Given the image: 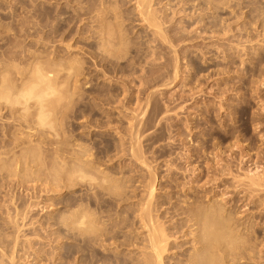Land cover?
Returning a JSON list of instances; mask_svg holds the SVG:
<instances>
[{
	"label": "rangeland",
	"instance_id": "374dc122",
	"mask_svg": "<svg viewBox=\"0 0 264 264\" xmlns=\"http://www.w3.org/2000/svg\"><path fill=\"white\" fill-rule=\"evenodd\" d=\"M140 2L141 0H0V80L3 82H0V86L5 80L12 78L16 79V82L20 80L23 86L22 82H25L26 75L22 71L24 77L18 78L20 70L28 69L29 72L26 71L28 77L30 71L36 69L37 65L38 67L44 65L42 67L46 68V63L48 66L51 64L52 69L54 63L57 65L53 67L61 73L58 79L68 77L65 80H69L67 87L64 84L66 91H69L64 93H67L65 95H69V98L64 95L65 100L61 97L62 102L70 100V103L67 102L68 106L64 103L66 106L64 108L65 106L60 104L62 103L60 96V103L58 98L56 101L53 97V102H58L59 106L56 104L55 108L54 103V106L52 105L54 108L49 106L53 109L45 112L48 116L51 114L50 117L47 116L50 118V121L47 119L50 124L44 118L37 117L38 115L41 117V114L33 112L36 110L35 112L39 113L41 110L34 104L35 98L31 99H35L34 102L26 99L30 104L23 101L25 98L21 99L22 96L19 94L21 90L18 86H22L14 80H12L13 86L18 84L15 93L21 97L10 93L16 100L20 98L24 104L23 102L18 104L19 100L16 102L17 106H12L16 100L12 102L9 98L6 99L10 102L5 98H2L4 102L0 101V264H87V147L89 143L91 154L97 155L95 158V154H92L95 158L93 162L98 168L102 166L104 170L112 169L108 172L115 171L116 176L120 173L121 179L117 178L121 180L119 181L121 184L122 181L132 183L134 179L135 183L132 185L124 182L123 192L126 195L135 190L133 185H138L134 193V196L139 194L136 200H133L135 197H131L130 193L131 195L128 196L131 201L124 200V203L118 204L120 207L116 204L115 206L119 208H116V211H114L115 207L110 210L114 211L113 214L108 209L109 203H106L109 206L104 204L106 207L99 205L101 210L105 208L103 212L106 210L102 220L105 221L106 218L107 221L111 215L113 219V215L117 213L114 220L109 219L107 222H112L114 226L120 224V229H124L125 233L124 230L120 231L118 226L117 230L122 232V235L126 234L128 229L125 228L131 227H121L126 224L116 218L119 216L125 221L126 218L123 216H128V220H133L137 212V210L133 212L137 206L135 204L145 194L143 191L145 187H142L145 182H142L146 178L144 174L146 169H140L142 167L135 159L128 158L131 154L128 155L129 146L126 144L127 142L130 145V137H127L130 131H127V127L131 128L137 120L135 114L131 116L135 111L134 108L136 115L140 114V121H135L138 126L134 125L138 128L140 126V129L141 126L143 127L139 139L142 138L140 142L145 156L148 158H152L153 155L160 156L156 157L155 161L156 158L152 160L146 158L148 162L150 160L153 163L150 164L154 169L158 167L155 170L158 169L157 173L159 172L154 199L157 201L160 199V202L166 199L158 213L163 217L159 218L157 223L173 232L178 228L175 227L176 225L187 221L185 210L190 206L187 204L193 205L191 202L195 201L193 207H196L195 203L200 201L198 204L201 206L211 202L212 199H214L213 203L217 205L222 203L221 206L227 207L230 211L237 208L235 210L237 213L240 210L241 213L235 214L236 217L245 214L242 211L246 208L244 204L248 202V198L243 201L245 187L242 182L245 183V179L240 178H244L250 163L246 162L247 156L243 160L241 156L249 150L255 158L258 153L264 152V85L261 84L264 75L259 76L264 72V68H259L261 72L247 70L253 64L252 61L260 57L263 58L261 65H264V0H211V3L209 0H152L149 9L157 15L156 21L165 31L164 35L166 34L163 37L158 33L155 25L145 19V14L141 11L147 6L141 4L140 7ZM109 28L114 30L112 32L116 35L110 36V33L106 32H109ZM105 33L112 40L110 38L108 40ZM102 34H105V38L101 36ZM110 42L112 44H108ZM101 44L103 49L101 46L98 47ZM67 66L72 68V70L68 68L72 73L70 77V74H67ZM46 69H50V66ZM5 72H8L11 78L8 74L4 77ZM62 72L68 76H62L65 74ZM63 80L59 82L62 83L61 85ZM9 81H7L8 86L11 84ZM61 85L58 84V89L65 91ZM13 86L10 90L15 91ZM4 87L1 88L3 90L0 89V93L4 94L6 89ZM99 93L109 94L110 98L114 97L111 99L112 103L108 102L109 97L105 99V96L109 95L96 97ZM12 96L9 97L13 100ZM49 98L51 97L46 100L52 102ZM7 102L9 104L12 102L11 108L9 104H7L9 107L5 108L7 106L4 104ZM26 103L29 105L27 106ZM24 105L27 106L26 109L35 105L37 109L32 107V111L30 107L28 110L37 116L26 111L31 115L27 114V117L25 113L23 117ZM155 105L158 107L152 108ZM47 106L44 110H48ZM156 111L160 113L157 114ZM11 113H14V116ZM154 114L156 118L152 116ZM29 116L35 118L32 117L33 120H30ZM130 117H134L135 120L129 119ZM99 119L101 120L98 121ZM141 120L142 123L149 125L148 129L145 128V124L144 126L140 124ZM102 121L107 122V126L103 125ZM97 122L102 124L99 126ZM157 134L160 137H157ZM148 137L156 139L148 140L151 139ZM108 140L112 141L109 143ZM123 140L124 144L118 142ZM114 141L120 145H115ZM101 142L106 144V147L103 146L104 149L111 143L119 149L114 147V150L111 147L108 156L109 152L104 150V153L101 149L103 147L100 144L104 145ZM146 143L149 146L152 144V147L149 148L148 144L144 145ZM125 145L128 146V150L126 147V150L124 149ZM163 147L166 150L162 149ZM91 148L92 150L97 148L98 151L95 149L93 152ZM123 149L128 152L126 155ZM157 149L161 151L158 152ZM111 153L112 156L115 155L114 157H118L119 154V157L121 155L124 157L115 159ZM173 159L176 163L169 165ZM261 163L264 166L263 158ZM172 164L178 165L173 168ZM115 165L120 166L121 169L126 168L120 170L115 168ZM52 167L58 172L59 167L64 171L61 170V174L58 175ZM191 168L197 170V176ZM133 169L136 170L135 173ZM125 173L127 178L123 177ZM188 198L191 201H188ZM168 206L178 209L177 212L181 213L173 218L169 214L165 215L163 211ZM109 213L111 215L107 217ZM81 214L84 219L81 218ZM248 216L245 217L246 221L244 218L241 221L246 223L251 218V222L245 226L249 225L252 234L257 232L253 235L258 234L261 240L262 237L264 238V217L260 222ZM128 220L126 222H129ZM135 220L134 217L133 221ZM252 220H254L253 224H251ZM14 222L20 227H16ZM138 226H140L139 222ZM114 228L116 229V226ZM179 230L176 241L165 252L167 264H182L192 252L193 234L186 231V225ZM144 231L145 229H142L140 234L145 236ZM105 241L106 244L102 242L103 244L97 246L102 255L98 258L100 261H105L101 264H109L111 261L113 263L110 264L120 262L135 264L145 250L142 243L135 247H125L114 245V241H112L114 244ZM107 242L111 246H108Z\"/></svg>",
	"mask_w": 264,
	"mask_h": 264
},
{
	"label": "bare ground",
	"instance_id": "6f19581e",
	"mask_svg": "<svg viewBox=\"0 0 264 264\" xmlns=\"http://www.w3.org/2000/svg\"><path fill=\"white\" fill-rule=\"evenodd\" d=\"M151 1L152 0H141V2H140V4H139V6L141 7V4H143V5H145V6H147L145 9H143L141 12H143L145 15V19L147 20V21H149V23H152V24H154L155 25V27L157 28V31H158V33H160L161 35H162V37L163 36H166V34L164 35V33H165V31L163 30V28H162V26L160 25V23L158 22V21H156L157 20V15H155V13H153L152 12V10H150L149 9V7L151 6ZM209 2L211 3V0H209ZM213 4V3H212ZM211 4V5H212ZM155 15V16H154ZM102 18V17H101ZM104 19V18H103ZM97 20H99V19H97ZM100 22V21H99ZM109 22V21H108ZM101 25V24H100ZM99 25V26H100ZM103 25V24H102ZM108 25H110V24H108ZM98 25H96V27H97ZM104 27H105V23H104ZM104 27H102V28H104ZM110 27V26H109ZM108 28V27H107ZM106 28V29H107ZM112 28V27H111ZM98 29V28H97ZM110 29V28H109ZM113 29V28H112ZM102 30V29H101ZM108 30V29H107ZM111 30V29H110ZM109 30V32L108 31H106L108 34L110 33V36H114V34L115 33H113L114 32V30H111L110 31ZM113 31V32H112ZM112 32V33H111ZM102 33H103V30H102ZM94 34V33H93ZM101 34V33H100ZM99 34V35H100ZM106 34V33H105ZM105 34H102L101 36H103L104 37V35ZM113 34V35H112ZM159 34V35H160ZM180 34V33H179ZM116 35V34H115ZM106 36V38L109 40V38L111 39V37L109 36V35H105ZM102 37V38H103ZM105 38V37H104ZM104 38H103V40H104ZM183 38V37H182ZM100 39V38H99ZM106 39V40H107ZM116 38H114V40H115ZM103 40L101 39V43L103 44ZM107 40V41H108ZM112 40V39H111ZM113 40V41H114ZM164 40H166V39H164ZM105 41V40H104ZM167 41V40H166ZM120 42H122L121 40H120ZM105 43V42H104ZM102 44L101 45H99L98 47H100L101 46V48L103 47L102 46ZM107 44V43H106ZM108 44H112L111 42L110 43H108ZM123 44V43H122ZM121 45V44H120ZM105 46V45H104ZM108 46V45H107ZM120 47V46H119ZM123 47V46H122ZM104 48V47H103ZM102 48V49H103ZM118 49H120V48H118ZM105 50V49H104ZM107 50V49H106ZM116 50V49H115ZM109 51V50H108ZM112 52H114V51H112ZM98 53H101V52H98ZM111 53V52H110ZM122 53V51L120 52V54ZM96 54V53H95ZM114 54V53H113ZM112 54V55H113ZM94 55V54H93ZM98 55V54H97ZM107 55V54H106ZM116 55V54H115ZM102 56V55H101ZM97 57V56H96ZM260 57V56H259ZM254 58V57H253ZM256 58V57H255ZM262 57H260L259 59H254L252 62H253V64L252 65H250V67H248V69L247 70H249V71H254V72H256V71H258L259 70V68L260 69H263L264 67V65L262 66L261 64V62H263L262 61V59H261ZM105 60V59H104ZM35 64H36V62H35ZM37 64H41V62H37ZM43 64H45V63H43ZM113 64V63H112ZM115 64V63H114ZM46 65H47V63H46ZM45 65V67L46 68H48L49 66H50V69H46V68H44V67H42V66H44V65H41V67H38V65L35 67L36 69H32L30 72H31V74H29L30 76H28V77H26L28 74V69L26 70V71H28L27 73H26V71H24V70H20V75H19V77L18 78H20V76H22L24 73H25V84L22 82V84H23V86L21 85V82H20V80H19V82H16L17 80L16 79H8V80H10L9 82L11 83L10 84V86H8L9 85V83L7 82L8 80H3L4 81V84H1V86L2 87H4V85H5V87L4 88H6L5 89V92H4V94L3 93H0V94H2V95H0V101L2 100V98H5V100H8L9 101V99H10V101H15L16 99L13 97V96H16V95H19V94H21V96L23 97H21L20 95V97H21V99H24L23 101H27V100H29V101H33V100H35L36 99V101H35V105L36 106H38V109H41L40 110V112L38 113V111L37 112H35L36 110H32L33 108L32 107H36L35 105L34 106H29L27 109H26V107L30 104V102H28V103H26L27 104V106L26 105H24L22 108H24L23 109V117H24V114L26 113V111H30L31 112V110L35 113V114H41V117H40V115H35V114H33L32 112V114L34 115V116H37L39 119L40 118H44L46 121H47V119L50 121V118H48V117H50V115L48 116V113H45L46 111H49V110H51V109H53L54 107L56 108L57 107V105L59 106V104H58V102L60 103V101L62 102L63 100L61 99V97H63L64 98V100H65V94H67L68 92L66 91L67 90V86L69 85L68 83H67V81H69V80H65V79H67L68 77H65V78H62L61 77V79L63 80V85H61L59 82H62V80L60 79H58L59 78V76L58 75H60L61 73H60V71H57V69L56 68H54L57 64H52V69H51V64L48 66H46ZM53 65H54V67H53ZM116 65V64H115ZM262 66V68H261V66ZM35 66V65H34ZM31 67H33V65H31ZM30 67V68H31ZM34 68V67H33ZM68 68H70L71 70H72V68L71 67H68L67 66V68H66V70L68 69ZM115 68V67H114ZM70 69H68L67 71H68V75L71 73V70ZM175 69V68H174ZM34 70V71H33ZM23 71V74H21V72ZM33 71V72H32ZM56 71V72H55ZM251 71V72H252ZM260 72H261V70H259ZM263 71H264V69H263ZM262 71V72H263ZM57 72H58V74H57ZM66 72V71H65ZM65 72H62V73H65ZM148 72V71H147ZM175 72V71H174ZM259 72V73H260ZM33 73V74H32ZM60 73V74H59ZM108 73V72H107ZM112 73V72H111ZM264 73V72H263ZM263 73H260V75L259 76H261V74H262V76L264 75ZM8 74V72L6 73H4V77H6V75ZM66 73L65 74H63L62 76H64V75H67ZM72 74V73H71ZM71 74L69 75V77L71 76ZM99 74V73H98ZM101 74V73H100ZM106 74V73H105ZM10 74H8V77H10L9 76ZM67 75V76H68ZM104 75V74H103ZM108 75H109V73H108ZM2 76V75H1ZM58 76V77H57ZM61 76V75H60ZM112 76V75H111ZM177 76V75H176ZM3 77V79H5ZM7 77V78H8ZM22 77H24V76H22ZM31 77H32V79H31ZM264 77V76H263ZM263 77H260V78H263ZM11 78V77H10ZM26 78H27V81H26ZM28 78H30L29 79V81H28ZM115 78V77H114ZM172 78V77H171ZM2 79V78H1ZM59 80L58 81V84L59 85H61L62 86V89H65V91H62L61 89H58L59 87H58V84H57V80ZM119 79H120V77H119ZM12 80H14V82L15 83H19L22 87H20V86H18V84H17V86L20 88V90H21V92L18 94V93H15V92H17V90H15V88H18L17 86H13V81ZM148 80V79H147ZM64 81H65V83H64ZM262 82H261V84L262 85H264L263 84V81H264V78L261 80ZM0 82L1 83H3L1 80H0ZM6 82L8 83L7 84V86H6ZM171 82V81H170ZM169 82V83H170ZM126 83V82H125ZM148 83V82H147ZM167 83V82H166ZM66 85V87H65V85ZM68 84V85H67ZM71 84V83H70ZM164 84V83H163ZM260 84V85H261ZM13 86V89L15 90V91H13L12 89L10 90V88H12V86ZM149 85V84H148ZM0 86V87H1ZM60 86V87H61ZM64 86V87H63ZM124 86V85H123ZM259 86V85H258ZM1 87V88H2ZM125 87V86H124ZM260 87V86H259ZM0 88V89H1ZM7 88H9L8 90H7ZM148 88H150L149 86H148ZM261 88V87H260ZM69 89V88H68ZM127 89V88H126ZM1 90H3V89H1ZM1 90H0V92H1ZM10 90V91H9ZM144 90H146V88H144ZM7 91V92H6ZM13 91V92H12ZM61 91V92H60ZM126 91V90H125ZM140 91H142V90H140ZM13 93V94H11V93ZM18 92H19V89H18ZM63 92V93H62ZM64 92H67V93H64ZM127 92V91H126ZM142 92H145V91H142ZM59 93V94H58ZM102 93V92H101ZM101 93H99L98 95H96V97H100L102 94ZM112 93V91H110V94ZM152 93V92H151ZM150 93V94H151ZM11 94V95H10ZM16 94V95H15ZM55 94V95H54ZM56 94H57V97H56ZM61 94H63L62 96H61ZM106 94V93H105ZM104 93H103V95H105ZM115 94V93H114ZM119 94V93H118ZM121 94V93H120ZM127 94V93H126ZM125 94V95H126ZM148 95H149V93H147ZM13 95V96H12ZM52 95V96H51ZM54 95V96H53ZM65 95V96H64ZM101 96V97H104V96ZM106 95H109V94H106ZM135 95H137V94H135ZM152 95V94H151ZM1 96H3V97H1ZM9 96H12L13 97V100L11 99V97H9ZM59 96H60V99H59ZM68 96V98H69V95H67ZM66 96V97H67ZM71 96V95H70ZM114 96V95H113ZM119 96V95H118ZM127 96H128V94H127ZM139 96V95H138ZM48 97H51V98H49L52 102L54 101V100H56L57 101V99L56 98H58V102L56 103V102H50V101H48V100H46V98L48 99ZM53 97H55V99L53 98ZM107 97H109L110 98V95L109 96H105V99L107 98ZM111 97H112V95H111ZM150 97V96H149ZM6 98H9V99H6ZM17 99H18V97H16ZM30 98V99H29ZM32 98H35V99H33V100H31ZM68 98H66V99H68ZM108 98V99H109ZM117 98V97H116ZM131 98V97H130ZM148 98V97H147ZM151 98V97H150ZM152 98H153V96H152ZM15 99V100H14ZM27 99V100H26ZM54 99V100H53ZM101 99V98H100ZM104 99V98H103ZM111 99H114V97L113 98H110L109 100L110 101H108V102H110V104L112 103V101H111ZM126 99V98H125ZM136 99H138V98H136ZM142 99V98H141ZM140 99V100H141ZM149 99V98H148ZM19 100H20V98H19ZM19 100H16L15 101V104L13 105L12 104V102L9 104L8 102L6 103V104H4L5 106H7V107H5V108H8L9 106V108H11V104H12V106H17L19 103H21V102H23L22 100H20V102H18V104H16V102L17 101H19ZM60 100V101H59ZM96 100H98V99H96ZM118 100V99H117ZM128 100V99H127ZM247 100V99H246ZM9 101V102H10ZM48 101V102H47ZM70 101V100H69ZM69 101H67L68 103H70ZM99 101V100H98ZM106 101V100H105ZM114 101H116V100H114ZM121 101V100H120ZM146 101H150V100H146ZM248 101V100H247ZM250 101V100H249ZM2 102H4V99L2 100ZM34 102V101H33ZM50 102V103H49ZM67 102H62V103H60L61 105H64V103L65 104H67ZM100 102V101H99ZM104 102V101H103ZM144 102V101H143ZM156 102V101H155ZM154 102V104H156ZM245 102V101H244ZM48 103H49V105H48ZM55 103V105L56 106H54L53 104ZM106 103V102H105ZM123 103V102H122ZM129 103V102H128ZM136 103V102H135ZM150 103V102H149ZM149 103H147V104H149ZM249 103V102H248ZM7 104H9V106L7 105ZM22 104H24V102L22 103ZM21 104V105H22ZM46 104V105H45ZM51 104V105H50ZM102 104V103H101ZM138 104V103H137ZM142 104V103H141ZM152 104V103H151ZM158 104V103H157ZM3 105V104H2ZM48 105V106H47ZM54 107H53V106ZM125 105V104H124ZM144 105V104H143ZM146 105V104H145ZM150 105V104H149ZM153 105V104H152ZM246 105V104H245ZM26 106V107H25ZM47 106V108L50 106V107H53V108H48V110H44L45 108L44 107H46ZM65 106V105H64ZM66 106H68V104L66 105ZM66 106L64 107V108H66ZM138 106H140V105H138ZM160 106V105H159ZM4 107V106H3ZM31 107V110H28L29 108ZM123 107V106H122ZM121 107V108H122ZM154 107H156V105L155 106H152V108H154ZM157 107H158V105H157ZM156 107V108H157ZM46 108V109H47ZM63 108V107H62ZM144 108V107H143ZM146 108H148V105H147V107ZM155 108V109H156ZM161 108V107H160ZM246 108H248V107H246ZM26 109V110H25ZM35 109H37V107L35 108ZM125 109H127V108H125ZM132 109V108H131ZM138 109V108H137ZM145 109V108H144ZM159 109V108H158ZM157 109V110H158ZM24 110H25V112H24ZM134 113L132 112V115L131 116H133V114H135V116H136V118L135 119H137V120H139V118H140V114H138V115H136L137 113H135L136 112V109L134 108ZM147 110V109H146ZM146 110H145V112H146ZM245 110V109H244ZM129 111V110H128ZM152 111V110H151ZM30 112H28V113H26L25 115L27 116V114L28 115H31V113ZM51 112V111H50ZM105 112V111H104ZM144 112V111H143ZM158 112L159 111H156V113L158 114ZM30 113V114H29ZM52 113V112H51ZM97 113V112H96ZM152 113V112H151ZM155 113V114H156ZM160 113V112H159ZM11 114H13V116H14V113H11ZM155 114L154 115H152V116H154L155 117ZM46 115V116H45ZM102 115V114H101ZM247 115V114H246ZM254 115V114H253ZM11 116V115H10ZM34 116H32L33 118H35ZM43 116V117H42ZM45 116V117H44ZM48 116V117H47ZM103 116V115H102ZM102 116H101V118H102ZM142 116V115H141ZM28 117V116H27ZM29 117H31V116H29ZM30 118V120L32 119L33 120V118ZM47 117V118H46ZM104 117V116H103ZM108 117H110V116H108ZM158 117V116H157ZM244 117V116H243ZM13 118V117H12ZM15 118V117H14ZM26 118V117H25ZM100 118V117H99ZM106 118V117H105ZM121 118V117H120ZM131 118H133L134 119V117H130L129 119H131ZM142 118V117H141ZM152 118V117H151ZM150 118V119H151ZM156 118V117H155ZM248 118V117H247ZM253 118V117H252ZM27 119V118H26ZM37 119V118H36ZM90 119V118H89ZM107 119V118H106ZM134 119V120H135ZM242 119V118H241ZM16 120V119H15ZM27 120H29V118L27 119ZM93 120H96V119H94L93 118ZM101 119H99L98 121H100ZM109 120V119H108ZM137 120H135V121H137ZM147 120V119H146ZM244 120V119H243ZM255 120H257L256 118H255ZM46 121H44V120H40V122H46ZM49 121H47L49 124H50V122ZM90 121V120H89ZM92 121V120H91ZM110 121V120H109ZM114 121V120H113ZM112 121V123H114ZM120 121V120H119ZM124 121V120H123ZM122 121V122H123ZM134 121V123H133V120H132V122H131V124H132V127L130 128V127H127V131L129 132V136H127L128 135V133H126L127 135V137H130L129 139V141H130V145L126 142V144L129 146V154L128 155H130L131 154V156L129 157L128 156V158H133V159H135L136 160V163L138 162L139 164H140V167H142V168H140V169H146L145 170V172L146 173H144V174H146V178H144L145 176L144 175H142V173H141V175L143 176V178H144V180H143V182L142 183H144V185L142 184V187L145 189H143V191H144V195H142L141 197V199H139V201H137L136 202V204H135V206L136 207H138V208H136L135 207V209L133 210V212L135 211V210H137V212H136V214L133 216V220H134V217L136 218V220H135V222L133 221V220H128V216L126 217V216H123V217H125L126 219H125V221H123V219H122V217L121 218H119V216H118V218H116V219H120V221L119 222H124L126 225H121V227H123V226H126V227H128V226H130L131 228H125V229H128L127 230V232H126V234H124L125 233V230H124V235H122V232H120L121 230H122V228L120 229V227H119V225L120 224H116L115 226H116V229L114 228L115 226L114 225H112V220H114V218L116 217V215H117V213H116V215L114 216L113 215V219H112V215H111V213L113 212L114 213V211H116V204L118 205V204H122V203H124V200H128V201H131L130 200V198H129V196L132 194V196L131 197H135L133 200H136V198L139 196V194H135V196H134V193H136L135 191H136V189L138 188V187H136V186H138V185H133V187H135V188H133V187H131V190H132V188L133 189H135V190H132V193L130 194V193H127L128 195H126L124 192H123V190L125 189L124 188V186H125V184H124V182L125 181H122V183L123 184H121V183H119V181H121V180H119L117 177H119V176H122V175H120V173H118L119 174V176H116V173H115V171H113V172H111V173H109L110 172V170H112V169H102V166H101V168H100V166H99V168H98V166H96L95 164H94V159L96 158V154L95 153H92V154H95V158L92 156V154H91V152H90V148H88L89 146H90V143H89V146L87 147V264H101L102 262H105V261H100V259L98 258L99 256H102L101 255V253H100V251H99V248L97 247V246H99L100 245V243L101 244H103V243H105L106 241L105 240H107V241H110V239H112L111 241H110V243L112 242V241H114V243L112 242L111 244H114V245H119V246H133V247H135L136 245H138L139 243H142L143 244V246H144V248H145V250L143 251V256L141 257V258H138L137 259V261H136V263L135 264H167L166 263V261H165V252L166 251H168L169 249H170V247L172 246V243L173 242H175L176 240L175 239H177V237H178V233H180L179 231V229H180V227H183V226H187V230L186 231H188L190 234H193V241H194V245H193V249H192V252L196 249V247H197V245H198V243L200 242V238H201V234H202V224H201V222H200V220L198 219V209H200L201 207H204V206H207V207H210V208H213V209H216V210H218L219 211V213H220V215H221V217H226L227 218V220H228V222H229V224H230V227H231V229L233 230V231H235L237 234H239V235H242L244 238H245V240L247 241V246L242 250V251H240V252H238V253H232V252H227V251H222L221 252V264H264V238L262 239L261 238V240H260V238L258 237V234L256 235L258 238H259V240H258V238L256 237V236H254L253 234H256V233H254L253 232V234H252V229H251V227H249V225L246 227L245 225L246 224H248L249 222H251L250 221V219L245 223V222H242L241 220L244 218V221H246L245 219H247V218H245L246 216H248V215H250V216H248V217H252V218H254L255 219V221H257V220H260V222L263 220V217H264V166H263V164L261 163L262 162V158L264 159V152L262 153H258L257 155H256V158H255V156L254 155H252L251 153H249L250 152V150H249V152L248 153H245L244 155H242L241 157H242V160H243V158L245 157V156H247V158H248V160L246 161V162H249L250 163V168H248V170H247V172H246V175L244 174V178H240V179H245V183L244 182H242V185L245 187V189L243 190V192H244V199H243V201H245L247 198H248V202H246L245 204H244V206L246 207L243 211H242V213L243 212H245V216L243 215V216H238L239 215V213H241V211L240 210H238V212L236 213V209L233 211H230V210H228L227 209V207L225 208V206H221L222 205V203L221 204H219L218 202H216V203H218L219 205H217V204H215V203H213L214 201V199H212V201L211 202H209V203H205V204H201V206H199V202H197V203H195V204H197L196 205V207L194 206L193 207V205H194V203L193 202H195V201H193V202H191L193 205H191V204H187V205H190L189 207H188V209L186 208V210H185V212L187 213V216H185V217H187L186 219H187V221L185 222V223H183L182 224V222H181V224L180 225H176L175 227H178L175 231H173V232H171V231H168V227H165V226H163L162 224H159V223H157V221H158V219L159 218H161V217H163V215L162 214H158L159 213V209L160 208H162V206L165 204V200H163V201H165V202H160L159 200V202L156 200V199H154L155 198V190H156V178H157V174L159 173H157V170H155L156 168H158V167H156L155 169L153 168V166L151 165V164H153V163H151L150 162V160H152V158L154 159V158H159L158 156H152V158L150 159V158H148V157H146L145 156V152L143 151V149H142V143L140 142L141 141V139H139V137H140V134H142L141 132H140V130H142L143 129V127L141 126V129H140V126H139V128L137 127L138 125H137V122H135ZM140 121V120H139ZM150 121V120H149ZM151 121H152V123H153V120L151 119ZM254 121V120H253ZM93 122H95V121H93ZM92 122V123H93ZM103 123H104V121H102ZM102 122H101V124H102ZM129 122H130V120H129ZM147 122V121H146ZM53 123V121L51 120V124ZM106 123V124H105ZM103 125H106L107 126V122H105ZM148 123V122H147ZM96 124H98V122L96 123ZM100 124V123H99ZM98 124V125H99ZM100 124V125H101ZM137 125V126H135V125ZM139 124V123H138ZM140 124H145V123H142V120H141V122H140ZM29 125V124H28ZM98 125H96V126H98ZM99 125V126H100ZM109 125V124H108ZM113 125V124H112ZM111 125V126H112ZM121 125V124H120ZM130 125V124H129ZM144 126V125H143ZM145 128H147V126H148V128H149V125L147 124H145ZM150 126H151V124H150ZM108 127H110V126H108ZM125 127V126H124ZM152 127V126H151ZM150 127V128H151ZM233 127V126H232ZM102 128V127H101ZM106 128V127H105ZM111 128V127H110ZM117 128V127H116ZM122 128V127H121ZM128 128L130 129V130H128ZM144 128V129H145ZM147 128V129H148ZM232 129H234V128H232ZM104 130V129H103ZM120 130V129H119ZM124 130V129H123ZM115 131V130H114ZM125 131H126V128H125ZM143 131V130H142ZM123 132V131H122ZM124 133V132H123ZM123 133H120L119 132V134H123ZM140 133V134H139ZM159 134H157L156 136L157 137H160V136H158ZM162 135V134H161ZM142 136V135H141ZM155 136V135H154ZM124 137H125V135H124ZM148 138H151V139H148V140H152L153 139V137H148ZM161 138H163V136H161ZM160 138V139H161ZM120 140H121V136H120V138H119ZM126 139V138H125ZM124 139V140H125ZM139 139V140H138ZM154 139H156V138H154ZM153 139V140H154ZM105 140V139H104ZM110 140V139H109ZM109 140H108V142H109ZM117 140V139H116ZM124 140L123 141H118V142H120V144H124ZM112 141V140H111ZM110 141V142H111ZM126 141H128V140H126ZM264 141V140H263ZM97 142V141H96ZM105 142H107V141H105ZM104 142V143H105ZM109 142V143H110ZM122 142V143H121ZM151 142V141H150ZM155 142V141H154ZM101 143H103V142H101ZM103 143V144H104ZM114 143H115V141H114ZM117 143V142H116ZM115 143V145H120V144H116ZM145 143V142H144ZM149 143V142H148ZM148 143H146V144H144V145H146L147 146V144ZM151 143H153V142H151ZM92 144V143H91ZM98 144V143H97ZM235 144H237L236 142H235ZM239 144V143H238ZM88 145V144H87ZM94 145V144H93ZM99 145V144H98ZM102 147L103 146H105L106 144H104V145H102V144H100ZM99 145V147H101ZM127 145H125L124 146V149L126 150V148L128 147ZM143 145V146H144ZM152 145V144H151ZM150 145V146H151ZM97 146V145H96ZM96 146H94V147H96ZM122 146V145H121ZM121 146H120V149H121ZM148 146H149V144H148ZM150 146H149V148H150ZM239 146V145H238ZM251 145H249V147H250ZM93 147V146H92ZM98 147V146H97ZM106 147V146H105ZM111 147H113V149H114V147H115V149H119V148H116V146H112V143L111 144H107V148L106 149H104V147L103 148H101L103 151L104 150H107L106 152L108 153V156L110 155V150H111ZM117 147H119V146H117ZM126 147V148H125ZM152 147V146H151ZM245 147V146H244ZM248 147V148H249ZM96 149V150H95ZM95 149H93V150H95V151H98V149L97 148H95ZM112 149V150H113ZM114 149V150H115ZM123 149V150H124ZM146 149H148V147L146 148ZM162 149H164V150H166L164 147L162 148ZM92 150V148H91V151H93ZM124 150V151H125ZM127 150H128V148H127ZM158 150V152H160L161 150L160 149H157ZM160 150V151H159ZM188 150H190V149H188ZM243 150V149H242ZM121 151H122V149H121ZM148 151V150H147ZM146 151V152H147ZM150 151V150H149ZM149 151H148V153H149ZM155 151V150H154ZM163 151V150H162ZM94 152V151H93ZM112 152V151H111ZM119 153H120V151H118ZM117 151H116V153H118ZM123 152V151H122ZM153 152V151H152ZM165 152H167V151H165ZM199 152V151H198ZM259 152V151H258ZM99 153H101L100 152V150H99ZM104 153H105V151H104ZM106 153V154H107ZM114 153V152H113ZM116 153H114V154H116ZM126 153H128L127 151H125V153H124V155H126ZM150 153H151V151H150ZM155 153H156V151H155ZM98 154V153H97ZM102 154H103V152H102ZM101 154V155H102ZM121 154H123V153H121ZM168 154H170V153H168ZM167 154V155H168ZM113 154L111 153V156H112ZM120 155V154H119ZM119 155H118V157H119ZM146 155L148 156V154L146 153ZM160 155H162V153H160ZM164 155H165V153H164ZM171 155V154H170ZM193 155V154H192ZM194 155H196V157H197V154H196V152H194ZM216 155V154H215ZM91 156L93 157V158H91ZM115 156V155H114ZM114 156H112L113 158H117L118 159V157H114ZM117 156V155H116ZM121 156H123V155H121ZM121 156L119 157V158H121ZM151 156V155H150ZM166 156V155H165ZM218 156V155H217ZM102 157H104V154L102 155ZM112 157H111V160H112ZM124 157V156H123ZM125 157H127V156H125ZM219 157V156H218ZM108 158L109 157H107V160H108ZM146 158H148V159H150L149 160V162L147 161V159ZM157 158L156 159H154V161L155 160H157ZM213 158V157H212ZM211 158V159H212ZM222 158V157H221ZM220 158V159H221ZM98 160L97 161H99V159H100V157L99 158H97ZM102 160H104V159H102ZM105 160H106V158H105ZM110 160V162H113V161H115L114 159H113V161H111ZM124 160V159H123ZM126 160H128V159H126ZM125 160V163H127V161ZM131 160V159H130ZM217 160V159H216ZM241 160V161H242ZM109 161V160H108ZM117 161V160H116ZM118 161H121V160H118ZM153 161V162H154ZM174 159H173V162H172V160H171V162L169 163V165L171 164V163H174ZM210 161V160H209ZM213 161V160H212ZM212 161H210L211 163H212ZM95 162H96V160H95ZM102 162H104L105 163V161H102ZM110 162H108L109 164H110ZM124 162V161H123ZM130 163H132L131 161H129ZM214 162V161H213ZM100 163V162H99ZM118 163V162H117ZM116 163V164H117ZM120 163V162H119ZM122 163V162H121ZM134 163V162H133ZM132 163V164H133ZM136 163H134V164H136ZM151 163V164H150ZM176 163V162H175ZM174 163V164H175ZM215 163V162H214ZM216 163H218V160H217V162ZM97 164V163H96ZM108 164V165H109ZM129 163H127V165H128ZM174 164H172V165H174ZM179 164V163H178ZM178 164H176V165H174L173 166V168L175 167V166H177ZM95 165V166H94ZM98 165V164H97ZM99 165H101V164H99ZM124 165V164H123ZM122 165V166H123ZM155 165V164H154ZM53 166H57V165H53ZM72 166H73V164H72ZM105 166V165H104ZM121 166V167H122ZM131 166V165H130ZM139 166V165H138ZM106 167V166H105ZM114 167V166H113ZM117 166L115 165V168H116ZM120 166H118L117 167V169L119 168ZM128 167V166H127ZM134 167V166H133ZM136 167V166H135ZM171 167V166H170ZM180 167V166H179ZM196 167V166H195ZM54 168V171H55V173H57L58 172V170L57 169H55V167H52V169ZM56 168H58V167H56ZM109 168H112L111 166H109ZM124 168H126V167H123V169ZM129 168V167H128ZM127 168V169H128ZM137 168V167H136ZM135 168V169H136ZM139 168V167H138ZM193 168H194V166H193ZM59 169V172H58V175L59 174H61L60 173V171L62 170V171H64L63 169H61L60 170V167L58 168ZM69 169V168H68ZM120 170H123V169H121V168H119ZM140 169H138L139 171H140ZM169 169V168H168ZM170 169H172V167L170 168ZM175 169H177V168H175ZM187 169V168H186ZM185 169V170H186ZM70 170V169H69ZM113 170H115V169H113ZM137 170V169H136ZM135 170V171H136ZM191 170H192V168H191ZM61 171V172H62ZM71 171V170H70ZM106 171V172H105ZM109 171V172H108ZM119 171V170H118ZM129 171H130V169H129ZM128 171V172H129ZM133 171H134V169H133ZM132 171V172H133ZM135 171H134V173H135ZM174 171H176V170H174ZM178 171V170H177ZM193 171V173L195 174L196 173V169H194V170H192ZM127 172V173H128ZM131 172V174L133 175V173ZM144 172V171H143ZM182 172V171H181ZM122 173V172H121ZM137 173V172H136ZM172 173H177V172H172ZM183 173V172H182ZM117 174V175H118ZM122 174H124V173H122ZM126 174V173H125ZM129 174H130V172H129ZM57 175V174H56ZM139 175V174H138ZM137 175V177H139ZM174 175V174H173ZM127 176V174L125 175V176H123L124 178ZM131 176V175H130ZM136 176V175H135ZM141 176V177H142ZM196 176H197V173H196ZM122 177V178H123ZM129 177V176H128ZM141 177H140V179H141ZM171 177V176H170ZM120 179H121V177H119ZM127 178V177H126ZM136 178V177H135ZM130 179V178H129ZM124 180V179H123ZM125 180H127V179H125ZM131 180H132V178H131ZM142 180V179H141ZM140 180V181H141ZM193 180V179H192ZM239 180V179H238ZM240 181V180H239ZM126 182H128V181H126ZM125 182V183H126ZM132 182V181H131ZM137 182V181H136ZM192 182V181H191ZM241 182V181H240ZM128 183H130V182H128ZM127 183V184H128ZM133 183H135V181H134V179H133V182L132 183H130L131 185L133 184ZM141 183V182H140ZM244 183V184H243ZM129 184V185H130ZM241 184V183H240ZM124 185V186H123ZM141 185V184H140ZM127 186V185H126ZM128 187V186H127ZM130 187V186H129ZM128 187V188H129ZM140 187V186H139ZM192 187V186H191ZM124 188V189H123ZM130 190V189H129ZM207 190V189H206ZM125 191V190H124ZM127 191H128V189H127ZM204 191V190H203ZM197 192V191H196ZM195 192V193H196ZM209 192V191H208ZM211 192V191H210ZM209 192V193H210ZM214 192V191H213ZM105 194V197H103V195ZM126 195V196H124V194ZM197 194V193H196ZM201 194V193H200ZM202 194H203V192H202ZM207 194V193H206ZM106 195H108L107 197H106ZM138 195V196H137ZM137 196V197H136ZM197 196V195H196ZM195 196V197H196ZM204 196H205V194H204ZM203 196V197H204ZM194 197V198H195ZM206 197V196H205ZM129 198V199H128ZM170 198H171V196H170ZM200 198V197H199ZM198 198V199H199ZM201 198H202V196H201ZM208 198V197H207ZM132 199V198H131ZM158 199V198H157ZM196 199V198H195ZM203 199V198H202ZM201 199V200H202ZM170 200V199H169ZM187 200V199H186ZM185 200V201H186ZM193 200V199H192ZM200 200V199H199ZM216 200V199H215ZM128 201H127V203H128ZM188 201H191V199L190 198H188ZM187 201V202H188ZM197 201V200H196ZM203 201V200H202ZM205 201H207V199H205ZM217 201V200H216ZM167 202H168V200H167ZM106 203H109V205H110V208L108 207V209H109V211L110 210H113V208L115 207V210L114 211H110L111 213H109L108 214V216L107 217H109L110 215V217H109V219H111V223H108L107 221H109V219L106 221V218H104L105 219V221L104 220H102V216H104L103 214H105L106 212V210L103 212V209H105V208H102V210L99 208V205H100V207H103V206H105V205H107V206H109L108 204H106ZM126 203V202H125ZM129 203H133V202H129ZM170 203V202H169ZM188 203H190V202H188ZM105 204V205H104ZM139 205V206H138ZM177 205V204H176ZM186 205V206H187ZM93 206L95 207V208H93ZM119 207H120V205H118ZM185 206V207H186ZM237 206V205H236ZM235 206V207H236ZM106 207V206H105ZM118 207V208H119ZM126 207V206H125ZM130 209H131V207L130 206H128ZM241 207V206H240ZM112 208V209H111ZM117 208V209H118ZM172 208V209H171ZM183 208V210H184V207H182ZM133 209V208H132ZM180 210H181V208H179ZM240 209V208H239ZM177 210L178 209H175V208H173V207H166L165 209H164V214L166 215V214H169V216H171L172 218L173 217H175L176 215H179L181 212L179 211V212H177ZM183 210H181V211H183ZM129 211V210H128ZM160 211H161V209H160ZM120 212H122V210L120 211ZM102 213V214H101ZM112 213V214H113ZM119 213V212H118ZM126 213H128L127 211H126ZM185 213V214H186ZM25 214V213H24ZM124 214V213H123ZM235 214H238L237 215V217L235 216ZM122 215V214H121ZM132 216V215H131ZM84 217V216H83ZM82 217V214H81V218H83ZM105 217V216H104ZM165 217V216H164ZM238 217L240 218V219H238ZM84 219V218H83ZM177 219H179V218H177ZM176 219V220H177ZM257 219V220H256ZM14 220H16V219H14ZM129 221V222H126V221ZM13 221V220H12ZM11 221V222H12ZM81 221H83V220H81ZM80 221V222H81ZM177 221H179V220H177ZM16 222H17V220H16ZM84 222V221H83ZM114 222V221H113ZM138 222H139V224H140V226H138ZM253 222H254V220H252V223L251 224H253ZM82 223V222H81ZM115 223H116V221H115ZM117 223H118V220H117ZM121 223V224H122ZM242 223H245L244 224V226H241L242 225ZM2 224V223H1ZM14 225H16V223L14 222ZM13 225V226H14ZM182 225V226H181ZM18 225H16V227H17ZM117 226L119 227L118 229H120V231H118L117 230ZM255 226V229H256V225H254ZM253 226V227H254ZM15 227V226H14ZM20 226H18V228H19ZM2 228V227H1ZM4 228H5V226H4ZM142 229H145V236L144 235H142V234H140V232H142ZM19 230V229H18ZM122 230V231H123ZM251 230V231H250ZM254 231V230H253ZM256 231V230H255ZM1 232V231H0ZM140 234V235H139ZM260 235V234H259ZM16 236V235H15ZM122 236V237H121ZM121 237V238H120ZM172 237L174 238V239H172ZM17 238V237H16ZM109 239V240H108ZM120 239V240H119ZM17 241V240H16ZM103 242V243H102ZM117 242H118V244H117ZM108 243V242H107ZM110 243H108L109 245L108 246H111L110 245ZM106 244V243H105ZM114 245H112V246H114ZM101 247H103V246H101ZM106 247H107V245H106ZM105 248V247H104ZM108 248V247H107ZM15 252V251H14ZM192 252H190L189 254H188V256H187V259H186V261H184L182 264H187V261H188V259H189V257H190V255H191V253ZM109 255V254H108ZM14 256V255H13ZM107 256V255H106ZM105 257V256H104ZM13 258V257H12ZM11 258V259H12ZM15 258V257H14ZM10 260V259H9ZM105 260V259H104ZM98 261H100V263H98ZM121 261V260H120ZM119 261V262H120ZM11 262H13V261H11ZM109 262V261H108ZM112 262V261H111ZM110 262V263H111ZM109 263V264H110ZM113 263V262H112ZM118 263V262H117ZM104 264V263H103ZM106 264V263H105ZM108 264V263H107ZM119 264H123L122 262H120ZM124 264H125V262H124Z\"/></svg>",
	"mask_w": 264,
	"mask_h": 264
},
{
	"label": "clouds",
	"instance_id": "9594fccd",
	"mask_svg": "<svg viewBox=\"0 0 264 264\" xmlns=\"http://www.w3.org/2000/svg\"><path fill=\"white\" fill-rule=\"evenodd\" d=\"M197 214L202 234L187 264H221L222 251L238 253L247 246L245 238L231 229L227 218L221 217L218 210L204 206Z\"/></svg>",
	"mask_w": 264,
	"mask_h": 264
}]
</instances>
